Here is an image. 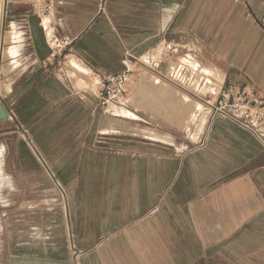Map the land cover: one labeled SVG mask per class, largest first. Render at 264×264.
<instances>
[{"label": "crops", "instance_id": "crops-1", "mask_svg": "<svg viewBox=\"0 0 264 264\" xmlns=\"http://www.w3.org/2000/svg\"><path fill=\"white\" fill-rule=\"evenodd\" d=\"M100 2H7L10 263L67 264L70 249L75 264H264V143L210 113L194 144H128L94 97L127 51L169 45L220 71V88L264 97V0H107L104 13ZM54 38L72 40L64 58Z\"/></svg>", "mask_w": 264, "mask_h": 264}, {"label": "rangeland", "instance_id": "rangeland-1", "mask_svg": "<svg viewBox=\"0 0 264 264\" xmlns=\"http://www.w3.org/2000/svg\"><path fill=\"white\" fill-rule=\"evenodd\" d=\"M33 1L39 6L38 11H41L42 4H39L42 0ZM8 17L10 14H7L6 8V19ZM5 32H7L6 23L1 27L0 21V34L3 36ZM165 47L150 48L141 55H135L137 59L133 67L135 73L129 86L128 95L121 105H115L110 110L108 107L104 108L109 122L113 119L123 120L134 129L128 130L129 132L126 131L127 133L125 132L123 135L113 134L107 129L108 134L125 139L128 144L138 143V139L152 140L149 135L155 134L154 136L157 135L159 138L154 141L174 144L178 147L194 144L201 138L211 113L207 100L210 98L213 102L216 100L214 93L220 92L223 82L222 73L210 66L209 62L201 61V58L183 55L174 57L173 54L169 53L167 46ZM160 48L164 49L158 53ZM168 59L172 61L171 65H168ZM145 62L151 68L144 64ZM1 63L2 59L0 60V86H5L9 82L6 80V73ZM174 76L178 79L180 86L171 82V78ZM97 79L94 88L99 94ZM151 80L157 81L155 87L149 85ZM5 91L0 88V93ZM88 92L90 91L88 90ZM94 97L96 98L95 95ZM172 98L178 99V101L187 99L193 112L192 115L172 111L173 106L169 104ZM138 129L142 133L138 132ZM5 138V135L0 134V147L5 144ZM8 155L7 159H12L10 152ZM0 157H2L1 152ZM2 177L0 170V264H11L8 258L7 213L13 204L12 200L8 199V194L14 191V187L6 184L1 186ZM58 207L65 214L66 202L64 200L60 202ZM64 232L67 239L65 226ZM71 254V250L68 249L67 264H75Z\"/></svg>", "mask_w": 264, "mask_h": 264}, {"label": "built area", "instance_id": "built-area-1", "mask_svg": "<svg viewBox=\"0 0 264 264\" xmlns=\"http://www.w3.org/2000/svg\"><path fill=\"white\" fill-rule=\"evenodd\" d=\"M107 0H101L100 12L104 13ZM49 11V10H48ZM72 44L69 38L56 39L52 41V48L57 57L64 58L63 50ZM169 53H175V50L169 45ZM136 57L132 52L127 51L123 59L124 69L115 75H105L99 77V90L96 95L100 102L101 108H106L110 105H121L128 95L129 86L132 77L135 73L134 66L136 64ZM168 65L172 64L170 59L167 60ZM149 67V66H148ZM151 68V67H150ZM171 82L180 86L178 79L171 78ZM217 95V100L213 102L212 98L207 100V104L211 108V119L222 117L237 124L242 129L255 135L262 143L264 137L260 129L264 125V97L254 93V91H247L246 89L236 90L233 87L220 88ZM76 259V257H75ZM76 261V260H75Z\"/></svg>", "mask_w": 264, "mask_h": 264}, {"label": "bare ground", "instance_id": "bare-ground-1", "mask_svg": "<svg viewBox=\"0 0 264 264\" xmlns=\"http://www.w3.org/2000/svg\"><path fill=\"white\" fill-rule=\"evenodd\" d=\"M5 5H6V0H0V21L3 22V19H4V16H5ZM4 14V15H3ZM13 27V26H12ZM0 36H2L0 34ZM1 48V47H0ZM191 60V59H190ZM141 61V60H140ZM193 62V61H192ZM155 63V62H154ZM144 64H147L148 66V63H144ZM150 67V66H149ZM99 81L97 82V88H100L99 87ZM157 84V81H152L151 80V83L149 84L150 86H156ZM184 97V96H183ZM168 104V102H166ZM169 104H171L173 106V110L172 111H176V113L178 112H181V113H186L188 115H192V109L190 108L189 106V103H188V100L187 99H182V100H179L178 99H173L170 100ZM176 106V107H175ZM114 106L113 105H110L109 106V110L111 108H113ZM175 107V108H174ZM116 109V108H115ZM108 110V111H109ZM135 127V126H134ZM140 127V126H139ZM134 128L128 124L127 122L123 121V120H119V119H113L112 121L110 120V123H109V129H108V132H113V131H128V130H133ZM136 129V128H135ZM129 132V131H128ZM138 132H141L140 129H138ZM127 133V132H126ZM131 133V131H130ZM142 133V132H141ZM138 134V133H137ZM142 135V134H141ZM155 134H150L149 135V138L151 137L152 140H158V136H154ZM157 138V139H155ZM161 140V139H160ZM66 215V214H65ZM77 257V256H76Z\"/></svg>", "mask_w": 264, "mask_h": 264}, {"label": "water", "instance_id": "water-1", "mask_svg": "<svg viewBox=\"0 0 264 264\" xmlns=\"http://www.w3.org/2000/svg\"><path fill=\"white\" fill-rule=\"evenodd\" d=\"M7 2H8V0H6V5H5V16H4V19H3V24L4 25L6 23ZM8 117H9L8 109L4 106V104L0 103V121L6 122L8 120Z\"/></svg>", "mask_w": 264, "mask_h": 264}]
</instances>
